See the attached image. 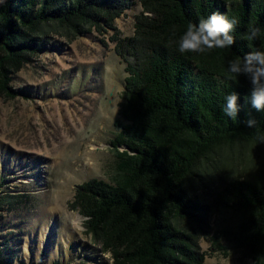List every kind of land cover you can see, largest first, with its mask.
Listing matches in <instances>:
<instances>
[{"label":"trees","instance_id":"16d2710c","mask_svg":"<svg viewBox=\"0 0 264 264\" xmlns=\"http://www.w3.org/2000/svg\"><path fill=\"white\" fill-rule=\"evenodd\" d=\"M134 0H6L0 5V95L23 94L10 86L15 70L51 48L54 36L75 37L114 29ZM134 36L115 38L125 65L119 107L120 132L111 146L116 158L110 181L91 179L76 187L70 209L90 217L88 234L115 264H205L194 230L208 235L217 217L211 250L223 242L264 264V160L243 178L219 182L203 205V187L220 154L259 146L264 114L244 106L238 120L223 114L224 97L250 90L247 79L231 77L228 62L264 51V0H140ZM212 13L236 19L234 46L199 55L177 51L189 23ZM261 29L244 39L249 25ZM254 116L257 128L245 121ZM1 181V180H0ZM3 189L0 182V190ZM0 205L5 199L0 200Z\"/></svg>","mask_w":264,"mask_h":264},{"label":"rangeland","instance_id":"374dc122","mask_svg":"<svg viewBox=\"0 0 264 264\" xmlns=\"http://www.w3.org/2000/svg\"><path fill=\"white\" fill-rule=\"evenodd\" d=\"M6 0H0V5ZM114 21V29L57 37L52 47L14 71L10 86L23 94L0 95V264H115L85 226L74 230L67 217L77 185L110 181L116 158L111 141L120 132L125 64L115 38L134 36L140 0ZM264 146H237L220 154L196 190L203 205L219 182L254 173ZM1 202V201H0ZM208 235L194 230L205 264H252L223 242L214 252Z\"/></svg>","mask_w":264,"mask_h":264},{"label":"clouds","instance_id":"9594fccd","mask_svg":"<svg viewBox=\"0 0 264 264\" xmlns=\"http://www.w3.org/2000/svg\"><path fill=\"white\" fill-rule=\"evenodd\" d=\"M238 21L228 19L224 15L212 13L198 24L189 23L186 31L180 36L177 51L181 55L186 53L203 55L215 49H227L235 44L232 33L235 31ZM261 34V29L249 25L244 39L253 42ZM228 72L231 77L247 79L250 90L243 97L244 104H241V96L238 92H232L224 97L223 114L232 121L238 120L239 114L244 106L255 112L264 114V51L259 49L244 53L228 62ZM248 128H257L258 121L251 115L246 120ZM260 143H264V136L258 137ZM90 217L81 215L76 210H71L67 220L74 230H80L89 221Z\"/></svg>","mask_w":264,"mask_h":264}]
</instances>
